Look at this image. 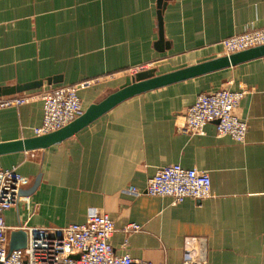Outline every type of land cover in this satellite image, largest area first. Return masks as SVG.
<instances>
[{
    "label": "crops",
    "instance_id": "0c3cea01",
    "mask_svg": "<svg viewBox=\"0 0 264 264\" xmlns=\"http://www.w3.org/2000/svg\"><path fill=\"white\" fill-rule=\"evenodd\" d=\"M158 0H0V90L43 82L89 83L79 91L86 110L145 66L164 75L223 57L221 42L264 27V0H170L159 43ZM170 45L167 50V45ZM140 72V71H139ZM246 95L237 116L243 143L217 134L181 131L201 94ZM43 104L0 110V144L35 137ZM179 164L211 178V197L173 205L168 197L136 196L166 166ZM3 169L28 179L6 226L64 227L108 214L118 255L153 264H183L187 242L204 264H264V58L157 89L118 105L87 128L46 150L0 157ZM40 178L37 189L32 188ZM30 192V193H28ZM138 224L141 231L125 235ZM128 240V247L122 246Z\"/></svg>",
    "mask_w": 264,
    "mask_h": 264
},
{
    "label": "built area",
    "instance_id": "2783aa9c",
    "mask_svg": "<svg viewBox=\"0 0 264 264\" xmlns=\"http://www.w3.org/2000/svg\"><path fill=\"white\" fill-rule=\"evenodd\" d=\"M222 45L226 56L262 46L264 27L248 29L224 40ZM88 85L87 82L43 89L41 99L44 116L42 125L34 130L35 137L56 132L82 116L85 109L79 98V91ZM245 95L246 91L243 89L234 91L227 88L201 94L186 111L181 131L192 136H204L206 126L216 123L219 136H229L236 142H245L248 125L236 113ZM36 99L37 96L28 93L0 97V110L24 106ZM27 183L28 179L16 169L6 170L0 167V264H153L135 260L129 254L115 253L111 240L117 231L116 225L104 212L91 215L83 224L26 228V247L11 251L10 235L13 231L6 226L5 214L19 204ZM128 192L136 196L146 193L151 197H168L172 199L173 205L181 204L187 199L202 201L212 195L211 178L206 172L175 164L159 169L148 180L144 191L130 187ZM140 231L141 227L134 223L123 228V233L127 236ZM192 243L193 241L187 242L183 264H204L203 253L199 259L193 258ZM122 247H128V240H125ZM71 256H78V259H71Z\"/></svg>",
    "mask_w": 264,
    "mask_h": 264
},
{
    "label": "water",
    "instance_id": "95a60500",
    "mask_svg": "<svg viewBox=\"0 0 264 264\" xmlns=\"http://www.w3.org/2000/svg\"><path fill=\"white\" fill-rule=\"evenodd\" d=\"M170 0H158V28H159V43L157 48L160 52H164L165 45L163 14L166 10ZM170 45H167V50ZM264 58V45L254 47L242 52L232 54L230 56H223L211 61L190 66L175 72L164 75H156V69L138 72L132 76L125 78V83L120 88L106 97L103 101L93 104L88 107L84 114L74 120L66 127L46 134L26 140L0 144V157L16 153H28L39 150H46L52 146L61 144L62 142L72 138L96 120L103 117L112 109L122 104L123 102L140 96L142 94L168 87L174 84L206 76L225 69L236 67L240 64ZM58 83V79L49 80L48 86ZM44 87L43 82H34L24 86H16L0 90V97H8L14 95H21L31 91L40 90ZM40 178H38L32 188L33 192L39 185ZM25 193L22 191V194ZM30 193V192H28ZM27 243L26 233L22 230L12 232L10 235V249L19 250L24 249ZM71 259H78V256H71Z\"/></svg>",
    "mask_w": 264,
    "mask_h": 264
},
{
    "label": "rangeland",
    "instance_id": "374dc122",
    "mask_svg": "<svg viewBox=\"0 0 264 264\" xmlns=\"http://www.w3.org/2000/svg\"><path fill=\"white\" fill-rule=\"evenodd\" d=\"M250 29H252V28H250ZM248 30V29H247ZM247 30H245V31H247ZM231 38V37H230ZM228 39V38H227ZM226 40V39H225ZM224 41V40H223ZM222 41V42H223ZM222 42H221V46H222V49H223V53H224V48H223V45H222ZM224 56H226V55H224ZM150 69H154V68H150V65H149V67H147V66H145L144 68H142V70L141 69H139V70H137V71H133V72H131L130 73V75L132 76V75H134V74H136V73H138L139 71L141 72V71H147V70H150ZM41 93H42V91L41 92H39V94L37 95V98H38V100H40L41 102H42V99H41ZM14 96H17V95H14ZM8 97H12V96H8ZM80 98V97H79ZM42 104H43V102H42ZM43 116H44V109H43ZM1 167V166H0ZM146 194V193H145ZM18 206V205H17ZM16 206V207H17ZM26 228H31V227H27V226H25V227H23V228H19L18 230H22V231H24V230H26ZM18 230H16V231H18ZM13 232H15V231H13ZM25 232V231H24Z\"/></svg>",
    "mask_w": 264,
    "mask_h": 264
}]
</instances>
